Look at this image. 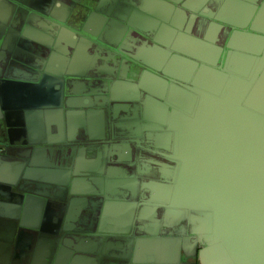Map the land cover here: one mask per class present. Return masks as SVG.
Returning a JSON list of instances; mask_svg holds the SVG:
<instances>
[{
  "label": "water",
  "instance_id": "obj_1",
  "mask_svg": "<svg viewBox=\"0 0 264 264\" xmlns=\"http://www.w3.org/2000/svg\"><path fill=\"white\" fill-rule=\"evenodd\" d=\"M0 264H264V0H0Z\"/></svg>",
  "mask_w": 264,
  "mask_h": 264
}]
</instances>
